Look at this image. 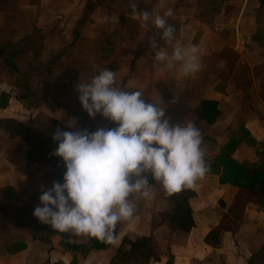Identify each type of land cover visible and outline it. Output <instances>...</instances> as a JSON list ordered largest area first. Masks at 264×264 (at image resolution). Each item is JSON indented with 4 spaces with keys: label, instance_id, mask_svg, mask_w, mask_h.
Segmentation results:
<instances>
[{
    "label": "rangeland",
    "instance_id": "obj_1",
    "mask_svg": "<svg viewBox=\"0 0 264 264\" xmlns=\"http://www.w3.org/2000/svg\"><path fill=\"white\" fill-rule=\"evenodd\" d=\"M34 1L37 0H30L29 3L32 4ZM168 1L172 5L173 15L165 17V19L168 24L176 29L174 40H182L183 47L189 45L198 47L202 67L197 72L198 77L196 80L202 79L208 85H205L204 91L200 90L199 94L195 93L193 96H191L192 94L182 95L180 87L176 91L177 93L180 92L181 95H177V97L159 92L156 97L153 94L142 96V98L146 102L153 103L158 108H163L165 116L170 123L176 124L181 123L180 119L188 108L191 110L198 104L200 99L212 96L211 93H214L212 91H215L216 88L219 90L224 87L225 90H228L227 95L224 93L225 90L223 91L226 97L221 99L220 109L223 112V117L218 119V122L210 128L195 125L200 133L203 130L206 136L201 147L205 150V157H207L216 153L219 146L235 133L240 126H245L246 119H258L257 104L261 102L259 100L261 94H264V48L252 43L250 36L256 28L264 27V3H261V0ZM130 3L136 4L139 10L147 11L156 4V0H89L85 7L87 13H85L84 18H87L90 13H94L95 20H99L97 23L99 30L97 29V31L95 26L92 27L91 25H95L92 23L87 26V36L98 42L105 38L108 42L105 48L113 51L117 43V31L113 29V23H116L117 16H106L107 12L102 9L97 15L94 9L99 6L112 8L119 14L128 15L127 13H132L129 7ZM21 5L28 4H21V0H0V93L8 92L13 96L9 106L5 110L0 111V119L16 120L22 122V124L27 123L29 120L32 125L30 128L27 127L24 133V137L29 140V144L18 137L10 139L0 130V155L15 167L24 164L25 160L36 159L32 156L29 157L30 145H34L41 132H46L48 117L60 119L64 115L65 110L63 107L86 117V122L81 121L79 118H72L70 124H74V127L69 126L72 131L87 130L92 133L100 128L112 129L118 127L117 124L100 114L90 117L79 102V93L76 86L78 83H89L100 71L108 69L116 73L115 87L131 91V89H127L123 85L127 83V74L131 72V69L133 70V64L130 63L117 65L116 62H104L101 59L103 49L101 43L93 49L91 46L83 47L79 45L81 24H78V21L61 25L59 30L60 23L55 21H60L61 17L55 12L51 15H45L42 23H39L37 19L35 21L32 20L30 15L25 17L19 14L17 10ZM121 19H124V17H121ZM120 23L123 24V20ZM180 28H189V32L185 33ZM138 35L139 32H137V37ZM160 37L161 35L159 34L157 36L149 34L146 41L149 42L153 39L156 41ZM143 38L141 33L138 39L132 40L130 48H132L134 53H130V56L136 55L142 50ZM241 41H244L242 47ZM155 51L154 49L152 50V52ZM110 52L107 51L105 53L110 54ZM95 56H99L101 61L97 63ZM144 56L147 58V54ZM92 57L94 62L91 61ZM85 58H88V61ZM149 67V63L143 64L145 70ZM11 70L18 72L19 79L11 76ZM194 76H196V73ZM185 81L189 84L192 80L186 79ZM199 82L202 83L203 81L200 80ZM22 94L28 95L29 98L21 99ZM185 97H188V99ZM173 100L175 101L174 103L172 102ZM261 106L264 107V105ZM191 111L194 112V110ZM191 114L192 112L185 118L186 120L184 119L185 124L192 122L193 114ZM258 122L257 128L256 126H248L250 131L247 130L251 134L255 133L257 129H261L264 134V120L261 118ZM181 124L184 125L183 123ZM255 137L258 138L257 136ZM39 161L41 159L39 160L38 158V163L29 166L32 167L27 171L29 176H37L38 173L34 169L41 167L39 166L41 165ZM145 175L148 178L149 185L151 181L154 184V187H151L154 210L159 209L161 211L168 208L166 202L160 199L159 194L162 191L160 189L162 185L156 182L150 173ZM41 180L38 184L27 185L20 189V195L18 193L17 195L15 193L9 194L10 198H8L7 203H3L0 206V209H6L7 211L8 208L12 209L16 204L22 205V202L29 197L32 200L34 199V204L37 207H42L39 197L44 191L52 187L54 181ZM201 183V180L198 179L194 186H198ZM194 186L193 188H195ZM132 197L138 200V204L135 203L136 209H140L138 208L139 204L146 202L144 199H138L136 194H133ZM202 197H199L200 199L197 198V206H199L198 202L201 201ZM245 198L244 194H235L233 192L232 197L228 196L229 201L223 210L226 211L234 199L238 200V205L232 208H238L239 204L242 205L245 202ZM148 203L150 204L151 202ZM210 204H213V202H210ZM0 215L4 216L3 212ZM211 216L214 217L209 225L214 226L219 222L222 212L213 211ZM35 220L37 226L33 227L34 230L46 226L39 222L37 218ZM157 222L158 219L155 218L153 227L156 226ZM126 224V221L120 222L122 228ZM117 226L119 227V223ZM166 232V229L163 231L155 229V242L163 255H167L166 251L170 250V247L173 249V245L169 244L170 247L167 248V243L162 240ZM18 236L23 240L28 238L23 234ZM66 236L75 242L80 241L79 236L60 232L53 236L51 245L47 242L41 241L42 243H37L27 240L29 252L22 255V258H24L22 264H54V261L51 262L47 256L46 250L51 246L53 250H56V253L63 252L64 249L58 241L59 237L67 239ZM129 237L133 238L132 235ZM0 240H2V237H0ZM113 249L115 247L112 246ZM55 256L53 260H59V255ZM90 256L91 258H88L82 264H103L93 258L94 253L90 254ZM111 256H113V251ZM261 257H264L263 253ZM263 259L260 264L264 263Z\"/></svg>",
    "mask_w": 264,
    "mask_h": 264
},
{
    "label": "clouds",
    "instance_id": "obj_2",
    "mask_svg": "<svg viewBox=\"0 0 264 264\" xmlns=\"http://www.w3.org/2000/svg\"><path fill=\"white\" fill-rule=\"evenodd\" d=\"M129 7L133 17L142 19L146 28L152 24L162 30V39L171 44L176 29L165 19L173 15L171 8L153 16L134 3ZM150 47L156 50L153 67L171 70L180 63L185 75L202 67L196 45H176L170 55L154 39ZM115 83L116 73L104 69L89 83L77 84L79 102L88 115L100 114L118 127L92 133L57 129L52 139L58 147L52 155L66 167L63 183L54 182L44 191L39 197L42 207L33 212L39 222L60 233L87 235L106 244L114 242L117 224L134 216L133 194L153 199L145 173L172 196L192 188L210 171L194 123H170L165 110L146 102L141 91L121 90Z\"/></svg>",
    "mask_w": 264,
    "mask_h": 264
},
{
    "label": "crops",
    "instance_id": "obj_3",
    "mask_svg": "<svg viewBox=\"0 0 264 264\" xmlns=\"http://www.w3.org/2000/svg\"><path fill=\"white\" fill-rule=\"evenodd\" d=\"M29 1L30 0H21V4L27 3L28 5H21L20 7H18L17 11H19V14L25 17L30 15L32 16V20L35 21L37 19L39 23H42L45 15H51L55 12L58 16L61 17L60 21H55L60 23L59 30L61 29V25H66L68 23H72L73 21H78L79 23V21L84 20L80 27L81 31L79 30L80 34L78 44L82 45L83 47L91 46V48L93 49L101 43L103 45L101 59L104 60V62H116L117 65H122L125 63L133 64V70L131 69V72L127 74L128 77H126L127 83L123 85L127 89H131V91H141L142 96L154 94L156 97L160 92L166 94L168 93L173 97H177V95L181 94L180 92L177 93L176 90L181 87V91L183 93L182 95L187 96L192 94L191 96H193L195 93L199 94L200 90L204 91L205 85H208L202 79H199V81H203L202 83L196 80L198 77V73H196V76H194V74L191 76L185 75L182 71L180 63H177L176 67L171 70L163 65L159 67H153V65L156 63L154 60L155 52H152L153 49L150 47V41H146L149 34H155V36H157V34L161 35L160 39L156 41L159 47H162L169 52V55L171 54L172 48L174 46L180 45L183 47L181 43L182 40L173 39L171 44L166 43L165 40L162 39V30L154 28L155 26L152 24H149V26L146 28L142 19H140L139 17H133L132 13H127L128 15H122L115 12V10H112V8L100 6L94 9L97 15H99V12L102 9L103 11L107 12L106 16H117L116 23H113V29L117 31V43L115 45L116 48L112 51V49L108 50V48H105V46L108 44L105 38L98 42L93 38L90 39L86 34V31L88 29L87 26L92 23L95 25L91 26H95V29L99 30V26L97 24L99 20H95L94 13H90L89 15H87V18H84L85 13H87V11H85V7L88 4L89 0H37L32 4H30ZM168 8H172L170 1L156 0V4L151 8V14L153 16L163 15V13ZM121 17H124V19H121ZM122 20L124 22L123 24L120 23V21ZM127 25L129 26L125 27ZM188 29L189 28H180V30H183V32L185 33L189 32ZM137 32H139V35L142 33V36L144 37V42L142 44L143 47L139 53L130 56V53H134L132 51V48H130L131 42L133 39H138L139 37V35L137 37ZM175 36L176 33L174 34V38ZM107 51H111L110 54H106L105 52ZM146 54L147 58L149 59L145 58L144 55ZM101 59L99 58V56H95V61L97 63L101 61ZM85 60L88 61V58H85ZM91 61L94 62L93 57L91 58ZM147 63H149L150 67L145 70L143 68V64ZM186 79H191L192 81L188 84L185 81ZM210 89L212 90V88ZM224 90V87H221L219 90L216 88L215 91H212L214 92L211 93L212 96L203 97L202 99L218 101L220 103V109L221 99L226 97L224 96V93L225 95H227L228 93V90ZM185 98L188 99V97ZM259 100H261V102L257 104V113L259 114L258 119H246L244 127L249 131V125L252 127L256 126L257 128V123H259L258 121L261 118L262 120H264V107L261 106L264 105V94H261ZM195 107L193 109L191 108V110H195ZM191 110L190 108H188L187 112L180 119L181 123L185 124V118L191 112L193 114H191L193 117L192 123H194V112ZM222 115L223 112L221 111V116L219 119L223 117ZM253 134L257 136L258 139L264 141V134L262 133L261 129L255 130V133ZM229 138L230 137H228L226 141L221 144V146H223ZM221 146H219V148ZM219 148L216 153L207 157L216 155L219 151ZM31 168L32 167H29L27 169L19 171L14 165L10 164L8 160L0 155V191L2 188L9 187L13 189V191L18 193V195H20V189L27 185H32L35 183L38 184L39 181H42L41 179L50 181V178H47L44 175V171L41 167H37L35 169L33 168L36 173H38L36 177L29 176V174H27V171ZM200 180L202 182L201 184H199L198 186H194L195 188H191L196 192V196L189 201L194 221V227L189 232H169V229L165 225H162L160 223L159 216V213L165 211L167 208L162 209L161 211L159 209L154 210V205H152L154 203V199H152V201L144 199L146 202L138 205V208L140 209H136L134 216L130 220L126 221L127 224L124 225V228H122V225L120 226L119 223V227L117 226V234L115 240L113 243H111L109 250L100 252L90 251L88 254L77 252L74 255L76 257V264H82V262L86 261L88 258L90 259V254L93 253V258L96 259L97 262L101 261V263L103 264H109L112 258L111 252H114V250L120 246L122 237H129L130 235H132V239H134L137 237L146 236L152 237L155 242V229H158L159 231H163L164 229H166L167 232L163 235L162 240L167 243V248L170 247L169 244H171V246L173 245V249H171L170 247V250L166 251L167 255H163V253H161L159 255V261L152 262L151 264H165L169 256L173 258V264H248V260L250 258H254L255 260L259 259V253H264V211L260 207L247 201L246 198L244 199L245 202L243 201V206L239 204V207L243 208V214L238 229L233 233L227 231L221 233L219 236V245L217 246H211L205 242V236L212 227L211 225H209L214 217L211 216V213L213 211H220L223 215L227 212L229 207H236L238 205V200L234 199L233 202L228 206V209L226 211L223 210L227 206L226 203H228L229 201L228 196L232 197L233 192H235V194L240 192L229 186H220L218 184L216 176L205 175ZM150 185L151 186L148 188L149 191H151V187L154 185L152 181L150 182ZM160 189H162V187H160ZM202 195H204V197H202ZM199 197L202 198L201 201L198 202L199 206H197L196 201L200 199ZM130 199L132 203L138 204V200L136 198L131 196ZM161 201L163 200L161 199ZM220 201L224 203V207H221V205L219 204ZM148 202L151 203L149 204ZM210 202H213V204H210ZM155 218L158 219V222L156 223V226H154V228L153 223ZM19 234L27 236L29 238H27L29 242L32 241L42 243L41 241H34L31 236L27 234L23 229H12L6 233L2 232L0 233V237H2V240H0V264L23 263L24 258H22V255H25L27 252H29V244L27 240H23L22 238L20 239L18 236ZM66 237L67 239H64L62 237H59V239H64L78 245H87L88 243L87 235L79 236V242L71 240V238H69L68 236ZM15 241L26 244V249L16 254H8L6 251L7 247L9 246V244ZM112 246L115 247V249L112 250ZM46 252L51 262L54 261V264H60L59 262L63 264H70V262L73 260V253L68 251H57L58 253H56V250H53L50 246V248H48ZM55 255H59V260H53L56 257Z\"/></svg>",
    "mask_w": 264,
    "mask_h": 264
},
{
    "label": "trees",
    "instance_id": "obj_4",
    "mask_svg": "<svg viewBox=\"0 0 264 264\" xmlns=\"http://www.w3.org/2000/svg\"><path fill=\"white\" fill-rule=\"evenodd\" d=\"M264 3V0H261ZM87 9H85L86 11ZM151 13V9L147 10ZM84 20L79 21L82 24ZM250 41L257 46L264 48V27L256 28L252 31ZM11 76L19 79L17 71L11 70ZM11 96L8 92L0 93V111L5 110L10 103ZM21 99L29 98L28 95L22 94ZM60 119L48 117V127L45 133L41 132L40 137L30 145L31 151L29 157L36 159L25 160L18 170H23L41 159L39 166L44 171V175L52 181L63 183V176L66 167L60 157L52 155L58 147V142L52 139L57 129L62 131H72L69 127L72 118H79L86 122V117L76 111L66 109ZM221 116L219 102L216 100L202 99L199 101L194 110V124L205 128H210L218 122ZM29 122V120H28ZM27 122V123H28ZM22 124L16 120L0 119V130H2L10 139L20 138L29 144V140L24 137L27 127L31 123ZM27 124V125H26ZM202 139L206 138L204 131H201ZM252 154V155H251ZM206 162L210 165V171L206 174L216 176L220 186L232 187L246 196V200L260 207L264 211V141L256 138L244 126H240L233 133L228 141L219 148L216 155L205 157ZM17 195L13 189L7 187L0 191V206L7 203L9 194ZM160 198L166 202L168 208L159 213L160 223L165 225L169 232H189L194 227L192 209L189 201L196 196V192L191 188L181 190L172 196H166L163 188L159 194ZM27 199V198H26ZM22 202V205L16 204L12 209H0L4 216L0 215V233H6L12 229H23L31 236L34 241H42L51 244L53 236L58 232L51 228L50 225L42 226L38 229L37 223L32 212L37 207L34 199ZM224 207L222 201L219 202ZM1 208V207H0ZM243 208L233 209L229 207L227 212L221 216L218 224L212 226L205 236V242L211 246L219 245V236L223 232H235L241 222ZM117 226L114 231L116 237ZM87 245H78L64 239H59L58 243L64 251L73 253V260L70 264H76L75 253L80 252L88 254L90 251H107L111 244L103 243L95 238L87 236ZM26 244L15 241L7 247L8 254H16L26 249ZM159 250L152 237L130 238L124 236L121 239L120 246L114 250L109 264H151L159 261ZM259 259L250 258L248 264H260L264 257ZM264 255V253H263ZM261 257V258H260ZM264 260V259H263ZM165 264H173V258L169 256Z\"/></svg>",
    "mask_w": 264,
    "mask_h": 264
},
{
    "label": "built area",
    "instance_id": "obj_5",
    "mask_svg": "<svg viewBox=\"0 0 264 264\" xmlns=\"http://www.w3.org/2000/svg\"><path fill=\"white\" fill-rule=\"evenodd\" d=\"M242 45H244V41H241V47H242Z\"/></svg>",
    "mask_w": 264,
    "mask_h": 264
}]
</instances>
